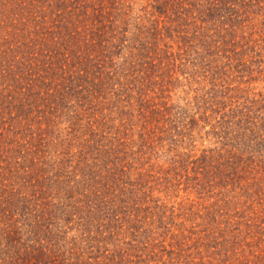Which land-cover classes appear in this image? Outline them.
Masks as SVG:
<instances>
[{"label":"trees","instance_id":"1","mask_svg":"<svg viewBox=\"0 0 264 264\" xmlns=\"http://www.w3.org/2000/svg\"><path fill=\"white\" fill-rule=\"evenodd\" d=\"M224 58L264 82V0H0V264H264V94Z\"/></svg>","mask_w":264,"mask_h":264},{"label":"rangeland","instance_id":"2","mask_svg":"<svg viewBox=\"0 0 264 264\" xmlns=\"http://www.w3.org/2000/svg\"><path fill=\"white\" fill-rule=\"evenodd\" d=\"M145 3V0H143V4ZM192 54V52H191ZM191 54L189 56V58L191 57ZM232 60H227L226 58H224L221 62V64L223 65V69H225L224 71L227 72V76L228 77V82H230V86H239L241 88L243 87H251L252 91L255 93H259V92H263L264 94V82L262 80H255L252 81L248 86L247 84H242V83H237L234 78L235 76L240 75H245L246 72H238L236 71V68L231 67L232 65ZM230 67H229V66ZM264 66V65H263ZM255 67V66H254ZM185 74H182L179 70V72L174 74V77L179 78L180 80H182V85L178 86L175 88L176 93H173V102L175 103V101L177 100L181 105L185 104L184 101L182 99H185L186 101H191L193 103V97L194 95L198 94L195 89H199L201 87H209V82L208 79H204L203 76H198L197 73L196 75H192L189 74V72L187 70H184ZM257 74L253 71V73L251 74L252 77L256 76ZM247 75L243 77V79H247ZM190 80L189 82H187L186 80ZM246 93V92H245ZM245 93H243V95H245ZM250 96H251V92H249ZM178 97H180L181 99H178ZM191 105H194L192 104ZM200 127H203V125L201 123H198V126L196 127V132H195V141L192 143V146H187L186 144L183 146L179 147V151L186 153L187 156L189 154H196L199 155L200 151L203 147L207 146L210 148H214L216 147L218 144L215 143L214 139L215 136L210 135V134H206L204 131L205 130H209V126H205L204 130L201 131L200 133ZM167 145L160 149L158 151V157L155 156V154L148 156L147 158H149L148 162L146 163V165L144 166V168L148 167V165H154V170L151 171L152 173H154V171L156 170V168L158 167H162V168H169L171 165V160L170 157H172L173 151L170 153H166L165 151ZM186 156V157H187ZM190 157H188L189 159ZM177 168L180 169H188L189 171L192 170L191 166L188 168H184L181 165H178ZM182 172V170H181ZM180 172V173H181ZM190 175H193V173L190 171L189 172ZM177 179V178H176ZM181 181H184V177H181ZM185 184H181V190L178 192V196H171L170 199H168V197H164L163 193H161V196L163 198H165V202L168 204V206L172 203L177 204V202H179L184 196L186 197V193L182 190V187ZM155 195H159L158 193H156ZM190 198H193V196L191 195Z\"/></svg>","mask_w":264,"mask_h":264}]
</instances>
